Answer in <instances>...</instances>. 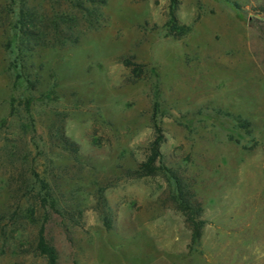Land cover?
Listing matches in <instances>:
<instances>
[{
  "label": "rangeland",
  "instance_id": "374dc122",
  "mask_svg": "<svg viewBox=\"0 0 264 264\" xmlns=\"http://www.w3.org/2000/svg\"><path fill=\"white\" fill-rule=\"evenodd\" d=\"M40 230L55 264H264V0H0V264Z\"/></svg>",
  "mask_w": 264,
  "mask_h": 264
},
{
  "label": "trees",
  "instance_id": "16d2710c",
  "mask_svg": "<svg viewBox=\"0 0 264 264\" xmlns=\"http://www.w3.org/2000/svg\"><path fill=\"white\" fill-rule=\"evenodd\" d=\"M171 2L173 3L174 0H171ZM171 17L172 21L174 22L173 16ZM12 28H15V26ZM182 30L183 27H180L178 32ZM125 64L129 65L130 63L126 61ZM137 68L139 67H135L132 72H136ZM63 144L68 148V143L66 141L63 142ZM159 156V139L156 137V139L151 141L150 143L148 156H146L145 160H143L138 165L137 169L132 172V175L139 178L154 174L156 168L153 167L155 162L159 160ZM171 178L173 179L174 185V191L171 195V200L174 204L175 209L183 216L184 223L189 230V245H195L200 239V229L202 226V221L199 219L201 213V205L199 202L193 199V196L189 193V191H187V189L184 188V186L174 174H171ZM36 248L41 254L46 256L47 264H55V252L46 243L42 230H40L38 233Z\"/></svg>",
  "mask_w": 264,
  "mask_h": 264
}]
</instances>
